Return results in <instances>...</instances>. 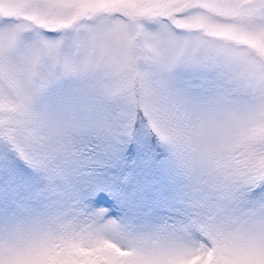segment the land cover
I'll list each match as a JSON object with an SVG mask.
<instances>
[{
    "label": "snow or ice",
    "instance_id": "6c2138e0",
    "mask_svg": "<svg viewBox=\"0 0 264 264\" xmlns=\"http://www.w3.org/2000/svg\"><path fill=\"white\" fill-rule=\"evenodd\" d=\"M0 264H264V0H0Z\"/></svg>",
    "mask_w": 264,
    "mask_h": 264
}]
</instances>
